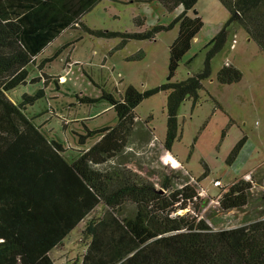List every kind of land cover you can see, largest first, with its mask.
I'll return each instance as SVG.
<instances>
[{"label":"trees","instance_id":"obj_1","mask_svg":"<svg viewBox=\"0 0 264 264\" xmlns=\"http://www.w3.org/2000/svg\"><path fill=\"white\" fill-rule=\"evenodd\" d=\"M99 1L0 0V264H56L51 252L82 221V250L67 264H264V217L213 229L203 218L177 213L199 199L197 183L172 188L171 180L178 177L173 173L162 178V188H156L127 165L107 166L123 152L141 120L135 107L159 90L168 92L162 144L170 152L178 137L180 105L188 98L193 104L199 101L212 59L234 30L245 29L264 52V0H220L229 18L204 45L203 67L177 81L173 77L204 25L194 9L198 0H146L161 3L168 11L179 6L182 10L169 23L144 30L90 29L82 23L93 35L118 37L121 44L154 39L175 25L179 29L169 48L166 81L147 90L129 84L118 99L103 91L102 97L116 111V124L90 127L81 120L83 127L72 130L76 147H69L30 108L46 96L44 88L17 99L10 92L28 83L36 56L63 30L76 27ZM134 20L137 26L145 23L142 16ZM217 78L231 84L240 81L242 72L224 64ZM93 137L95 141L85 147ZM244 140L236 144L228 161L237 156ZM251 187L244 178L235 181L219 199L220 208L245 206ZM99 205L103 210L90 216Z\"/></svg>","mask_w":264,"mask_h":264},{"label":"rangeland","instance_id":"obj_2","mask_svg":"<svg viewBox=\"0 0 264 264\" xmlns=\"http://www.w3.org/2000/svg\"><path fill=\"white\" fill-rule=\"evenodd\" d=\"M204 25L193 40L190 51L178 67L173 80H183L203 67L204 45L229 18L220 0H198L194 6ZM191 10L190 14H192ZM179 13L168 11L161 3L146 0H100L86 12L76 27L63 30L37 56L30 66L29 80L10 92L13 99L25 92L44 88L46 96L30 108L40 113L38 121L60 136L69 147H76L73 129L114 125L116 111L102 97L103 91L119 98L127 85L139 90L156 87L168 75L169 48L178 34V25L160 32L154 39H121L98 37L86 28L114 31H138L155 24H167ZM135 16L145 18L137 26ZM194 57L190 64L187 61ZM224 64H232L242 72L240 81L228 84L217 78ZM210 77L203 80L199 101L188 98L178 111V137L170 153L179 166L166 161L162 142L166 137L167 96L159 90L145 97L135 107L142 120L136 123L123 152L109 160V165H127L156 188L166 174H177L172 188L186 182L197 183L199 199L177 213L203 218L213 229L230 228L264 217V52L245 29L237 27L224 49L211 62ZM33 78H39L33 81ZM32 80V81H31ZM57 80V81H55ZM88 98H97L88 101ZM146 121V126L142 124ZM149 128L150 131L147 130ZM245 138L237 156L228 161L236 144ZM95 138H89L90 146ZM244 178L252 183L248 203L240 208L223 210L219 199L235 181ZM221 179L223 186L213 184ZM103 210L99 205L90 214ZM82 221L59 250L53 251L58 264L81 252Z\"/></svg>","mask_w":264,"mask_h":264},{"label":"bare ground","instance_id":"obj_3","mask_svg":"<svg viewBox=\"0 0 264 264\" xmlns=\"http://www.w3.org/2000/svg\"><path fill=\"white\" fill-rule=\"evenodd\" d=\"M166 160L167 162H171L173 166H179L178 161L175 159L174 156L171 155L170 152L166 153Z\"/></svg>","mask_w":264,"mask_h":264},{"label":"crops","instance_id":"obj_4","mask_svg":"<svg viewBox=\"0 0 264 264\" xmlns=\"http://www.w3.org/2000/svg\"><path fill=\"white\" fill-rule=\"evenodd\" d=\"M177 9H179V12H180V11L182 10V6H179L178 8H176V10H177ZM221 26H222V25H221ZM221 26H220V27H221ZM220 27L217 29V31L220 29ZM217 31H216V32H217ZM197 36H198V35H197ZM197 36H196V37H197ZM196 37H195V38H196ZM195 38H194V39H195ZM80 223H81V222H80ZM80 223H79V224H80ZM79 224H78V225H79ZM71 233H72V232H71ZM71 233H70V234H71ZM68 237H69V236H68ZM65 241H66V240H65ZM65 241H64V242H65ZM64 242H63V244H64ZM63 244H62L61 246L55 248L53 251H55V250H59V249L63 246ZM53 251L51 252L52 256H53ZM53 258H54V256H53ZM54 260L56 261L55 258H54ZM56 264H58L57 261H56Z\"/></svg>","mask_w":264,"mask_h":264},{"label":"built area","instance_id":"obj_5","mask_svg":"<svg viewBox=\"0 0 264 264\" xmlns=\"http://www.w3.org/2000/svg\"><path fill=\"white\" fill-rule=\"evenodd\" d=\"M213 184L217 187H222L223 186V183H222V180L221 179H216ZM204 191V190H203ZM203 191H200L199 190V195L203 193Z\"/></svg>","mask_w":264,"mask_h":264}]
</instances>
